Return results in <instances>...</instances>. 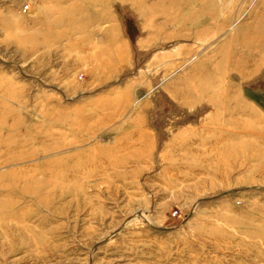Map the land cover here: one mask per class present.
Segmentation results:
<instances>
[{
  "label": "rangeland",
  "instance_id": "1",
  "mask_svg": "<svg viewBox=\"0 0 264 264\" xmlns=\"http://www.w3.org/2000/svg\"><path fill=\"white\" fill-rule=\"evenodd\" d=\"M105 38L124 153L91 121ZM259 43L264 0H0V264H264Z\"/></svg>",
  "mask_w": 264,
  "mask_h": 264
},
{
  "label": "crops",
  "instance_id": "2",
  "mask_svg": "<svg viewBox=\"0 0 264 264\" xmlns=\"http://www.w3.org/2000/svg\"><path fill=\"white\" fill-rule=\"evenodd\" d=\"M102 48L98 50L99 57L96 61H90L92 67L91 69L95 72L96 83L98 87L97 96L93 98V104L98 103L97 112H93V124L107 126L108 130L103 129V132H108L113 136L114 141H116L115 150L117 152L124 153L126 148V142L139 140L138 133L133 130V127L138 126L139 119L128 116L129 110L124 107L125 100H122L126 88H122L119 91V98H115L113 94H116L114 90L111 89V83L115 82L114 79L117 78V70L119 68H126L123 65L126 59L122 58V54L117 55L116 40L105 38L102 39ZM122 43L121 45H123ZM83 48V47H82ZM84 49H82L83 51ZM78 51V50H77ZM120 51V50H118ZM127 55H128V50ZM84 52V51H83ZM123 52V50H122ZM78 63V61H77ZM128 65V62L126 63ZM83 65V64H82ZM120 89V88H119ZM117 126V127H116ZM135 129V128H134ZM128 146V145H127ZM124 157V156H121Z\"/></svg>",
  "mask_w": 264,
  "mask_h": 264
},
{
  "label": "bare ground",
  "instance_id": "3",
  "mask_svg": "<svg viewBox=\"0 0 264 264\" xmlns=\"http://www.w3.org/2000/svg\"><path fill=\"white\" fill-rule=\"evenodd\" d=\"M181 27H183V26H181ZM263 45H264L263 43L262 44L259 43V45L251 44V45L247 46L245 54L247 56H251L254 52L260 50L261 47H263Z\"/></svg>",
  "mask_w": 264,
  "mask_h": 264
}]
</instances>
